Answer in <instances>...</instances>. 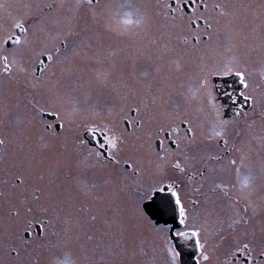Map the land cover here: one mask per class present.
<instances>
[{
	"label": "snow or ice",
	"instance_id": "1",
	"mask_svg": "<svg viewBox=\"0 0 264 264\" xmlns=\"http://www.w3.org/2000/svg\"><path fill=\"white\" fill-rule=\"evenodd\" d=\"M81 2L93 22L116 37L134 40L155 27L162 35L175 36L185 45V54L216 53L223 47L231 55L213 56L211 63L199 56L195 87L189 90L184 111L150 109L144 97L152 85L137 82L140 88L131 90L143 93L139 103L127 104L125 96V103L109 107L106 116L88 109L90 118L77 124L73 117L84 110L76 106L73 93L88 87L86 69L93 57L84 48L91 47L85 44L91 36L74 43L69 52V37L80 35L71 27L52 34L42 24L28 25L23 16L11 17L7 26L0 24V165L11 177L0 187V200L9 220L17 225L25 221L22 229L5 227L0 264H41L54 249L62 257L55 264H98L94 257L101 248V261L117 264L105 261V256H123L129 244L133 256H150L137 264H188L186 256L192 258L191 264H264V216L257 230L261 206L251 200L258 180L264 186V159L259 176L257 165L251 160L245 164L248 158L243 154L239 164L235 157L221 164L228 154L239 151L230 144V131L247 122L257 106L264 120V38L258 47L257 82L250 57L239 53L247 37L235 26L241 9L264 16V0L258 5H236L231 0ZM47 8L53 11L52 4ZM89 31L95 32L85 29ZM95 35L99 40V33ZM65 77H74L75 87L61 86ZM107 77L105 73V83ZM228 78H234L233 83ZM217 79L222 86L214 82ZM21 91L27 100L23 105ZM156 100L152 96V104ZM193 100L195 108L190 107ZM65 105H73L72 110ZM20 123L23 128H18ZM130 140L136 143L128 151ZM33 142L39 147L34 149ZM57 146L63 151L44 155ZM89 168L98 170V179L89 181L83 174ZM65 174L72 175L74 192L65 187ZM230 191L238 195L230 196ZM100 215L107 231L97 236L92 226ZM34 222L39 225L35 235Z\"/></svg>",
	"mask_w": 264,
	"mask_h": 264
},
{
	"label": "rangeland",
	"instance_id": "2",
	"mask_svg": "<svg viewBox=\"0 0 264 264\" xmlns=\"http://www.w3.org/2000/svg\"><path fill=\"white\" fill-rule=\"evenodd\" d=\"M3 15L0 17V24L7 26L11 23V17L23 16L28 25L42 24L46 31L55 34L57 31H67L71 27L74 31L79 32V36L69 37V52L71 51L73 44H78L81 40H85V36H91V39H86L85 44L91 47L84 48V51L89 56L93 57L90 65L86 69L85 82L88 87L78 89L73 95L78 101L77 107L84 110L81 113L74 115L73 119L75 123L79 124L84 119L90 118L87 110L96 108L101 111L102 115H107V109L113 106H120L125 103L122 99L127 96V104L135 105L140 102L141 93L138 95L133 92L132 88H140V84L137 82H143L145 84H151V90L145 99H147L150 109L156 110L164 108L167 110H180L184 111L189 105L186 103V98L191 95L190 89L194 90L195 80L194 73L196 71L195 65L199 60V56L204 57L203 62H212L213 56L219 59V54L226 53L223 47L219 48L216 53L208 52L202 54H185L183 45L175 36L169 38L166 35H162V29L152 28L146 35L129 40L127 38L116 37L109 33L104 32L98 24H95L92 20L91 12L81 0H1ZM78 2L80 3L77 8ZM236 5H241L244 2L241 0H231ZM63 3V8H58V5ZM104 3V2H103ZM138 5H153L155 0H135ZM53 5V11L49 12L47 5ZM29 5L31 7H23ZM36 5H40V8H36ZM17 11V14L12 16L9 10ZM46 10L44 18L42 12ZM9 11V13H8ZM48 11V12H47ZM74 17V18H73ZM103 23V20L100 21ZM85 29L95 30L100 35V39L97 40L95 32H85ZM155 41V43H152ZM244 41V40H243ZM241 42L239 53L241 55L247 53L252 58L253 53L257 52L255 49V43L252 44L250 40ZM227 54L231 55V53ZM105 73L108 74L106 83L104 82ZM147 73V75H145ZM59 77V72H58ZM73 78H62L60 80L61 86L71 84L75 87ZM127 85V87L125 86ZM87 92V97L84 93ZM152 96H156L157 100L155 104H152ZM162 97V98H161ZM21 104H26L25 93L20 92ZM16 97H12L14 103ZM197 102L192 101L190 107H197ZM73 105H65L66 110L71 111ZM21 119H23V112H20ZM136 119L138 117H132ZM52 122V118L49 120ZM67 126V125H66ZM75 130V125L72 126ZM264 125L258 126L257 133L259 138L264 136ZM251 131V130H250ZM183 132V129H182ZM256 134V133H255ZM251 137V136H250ZM27 143V142H26ZM134 140H130L127 146V150L131 151L135 145ZM39 147V142H33V148ZM71 140H69L68 150L71 152ZM53 151H63L59 146L55 149H48L44 155H50ZM88 171L90 170L87 169ZM85 170L83 173L89 181H92L90 177L91 173ZM67 171V170H66ZM94 169V172H97ZM75 172V169H72ZM103 175V174H100ZM11 177L3 171V166L0 165V187L3 186L5 180H10ZM63 179L67 181L65 187L72 189V175L65 174ZM94 179L98 177L94 174ZM74 192V189H72ZM109 189L105 191H109ZM102 189L99 190L100 195H104ZM86 204H90V200L83 201ZM104 202H97L100 205ZM0 219L6 220L2 222L0 226V240L5 239V227H19L15 222L9 220L6 216V207L3 200H0ZM104 217L98 216L97 221L93 225V231L97 236L101 232L107 231L106 226L103 223ZM104 241H108L109 237L105 236ZM112 243H115V238H112ZM91 247V245H89ZM136 252L139 253V249L136 248ZM103 254V248L97 250V255L94 259L98 264H105L101 261L100 255ZM139 255H132V246L129 244V251L123 256L108 257L106 260H115L117 264H137L140 260ZM62 258L60 252L56 249L47 253L42 258L41 264H55L57 259ZM77 257H73L75 259ZM3 259V257H2Z\"/></svg>",
	"mask_w": 264,
	"mask_h": 264
},
{
	"label": "flooded vegetation",
	"instance_id": "3",
	"mask_svg": "<svg viewBox=\"0 0 264 264\" xmlns=\"http://www.w3.org/2000/svg\"><path fill=\"white\" fill-rule=\"evenodd\" d=\"M101 2H106V0H101ZM241 2H244L243 4H251V5H258L260 3V0H241ZM2 4V1L0 0V5ZM3 7H0V17L3 15L2 11ZM14 8H10L9 14L12 16L17 14V11L13 10ZM49 11V10H48ZM47 11V12H48ZM42 17L44 18V14H46V10L43 11ZM236 29L240 32L241 36H246L247 40H250L257 48V52L253 53V57L251 59V63L249 65L250 70L254 73V79L259 80V71H260V63L258 59V47L260 44V41L262 38H264V16H261L258 10L254 9H241V12L239 13V18L235 22ZM246 41V40H244ZM243 41V42H244ZM230 55V54H229ZM226 53L219 54V57L221 56H229ZM234 78H228L229 84L233 83ZM217 85L222 86V83L220 80L214 81ZM220 99H223V97H220ZM260 112H261V106H257L255 113H252L250 111L249 117L247 119V122L241 121L238 125V127L233 128L230 131V144H234L236 149H239V151H233L232 153L228 154L226 156V159L221 162V164H227V161L233 157L237 158V162L239 164L240 156L243 154L248 159L245 160V164L248 163L249 160L254 162L257 165L256 168V174L259 176V163L262 159H264V136L262 135V138H259L258 126L264 125V120H261L260 118ZM229 115H231V112H229ZM52 117L48 116L46 119L49 121ZM251 125V127H249ZM23 123H20L18 125V128H23ZM251 130V131H250ZM238 133V135H237ZM256 133V134H255ZM264 133V127L263 131ZM251 136V137H250ZM69 140H71V135H69ZM72 147V145H71ZM201 149H203V145L199 146ZM221 164H212L209 165L210 167H215L217 169L221 168ZM199 166V165H198ZM88 171V170H87ZM245 171L244 168H242V172ZM91 173L90 177H92V180H94V174L97 172H94V169H91L88 171ZM224 178V173L220 172L218 175V179ZM233 180H234V174H233ZM107 189H102L104 192ZM230 196L236 197L238 193L236 191H230ZM264 186H262L258 180L257 186L255 190L251 194V200L261 207H258V215L255 220L256 228L259 230L260 224L259 220L262 216H264ZM213 200H216L217 197L214 195L212 197ZM244 201H242L243 203ZM223 204H227V201H222ZM217 211H219V208H217ZM249 213L251 214V207L249 208ZM2 215H0L1 217ZM6 220L0 219V226L2 222ZM18 226L21 227V229L25 226V221L22 219ZM93 229V226H92ZM33 235L37 234L39 232V225L35 222L33 223V227L31 229ZM211 241V237L209 238ZM189 251H191L189 249ZM144 259H150L149 257H140V260ZM0 260H2V255H0ZM185 260L188 261V264H191V257L186 256Z\"/></svg>",
	"mask_w": 264,
	"mask_h": 264
}]
</instances>
